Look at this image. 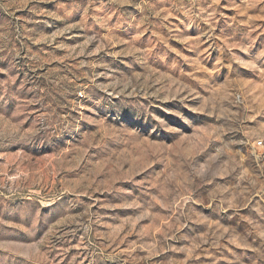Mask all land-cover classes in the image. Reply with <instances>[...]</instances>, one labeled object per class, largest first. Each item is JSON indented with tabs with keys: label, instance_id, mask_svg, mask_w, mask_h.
Listing matches in <instances>:
<instances>
[{
	"label": "rangeland",
	"instance_id": "rangeland-1",
	"mask_svg": "<svg viewBox=\"0 0 264 264\" xmlns=\"http://www.w3.org/2000/svg\"><path fill=\"white\" fill-rule=\"evenodd\" d=\"M264 0H0V264H264Z\"/></svg>",
	"mask_w": 264,
	"mask_h": 264
},
{
	"label": "built area",
	"instance_id": "built-area-1",
	"mask_svg": "<svg viewBox=\"0 0 264 264\" xmlns=\"http://www.w3.org/2000/svg\"><path fill=\"white\" fill-rule=\"evenodd\" d=\"M263 144H264L263 140H259L258 143H257L258 146H262Z\"/></svg>",
	"mask_w": 264,
	"mask_h": 264
}]
</instances>
